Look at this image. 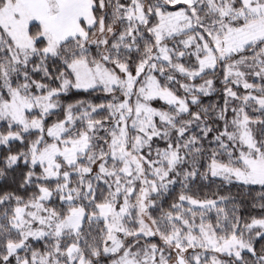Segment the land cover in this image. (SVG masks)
<instances>
[{
    "label": "snow or ice",
    "instance_id": "1",
    "mask_svg": "<svg viewBox=\"0 0 264 264\" xmlns=\"http://www.w3.org/2000/svg\"><path fill=\"white\" fill-rule=\"evenodd\" d=\"M0 264H264V0H0Z\"/></svg>",
    "mask_w": 264,
    "mask_h": 264
}]
</instances>
